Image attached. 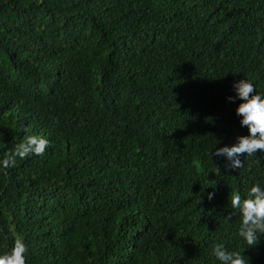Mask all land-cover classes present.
<instances>
[{
  "label": "trees",
  "instance_id": "obj_1",
  "mask_svg": "<svg viewBox=\"0 0 264 264\" xmlns=\"http://www.w3.org/2000/svg\"><path fill=\"white\" fill-rule=\"evenodd\" d=\"M244 77L264 92V0H0V158L50 141L0 171V253L221 264L223 243L264 264L230 201L264 186V153L209 155L248 132L227 99Z\"/></svg>",
  "mask_w": 264,
  "mask_h": 264
},
{
  "label": "clouds",
  "instance_id": "obj_2",
  "mask_svg": "<svg viewBox=\"0 0 264 264\" xmlns=\"http://www.w3.org/2000/svg\"><path fill=\"white\" fill-rule=\"evenodd\" d=\"M232 89L235 95L228 96L227 99L229 101L240 100L235 112L240 117L241 127L247 126L248 132L238 135L235 142L230 145L215 147L209 155L211 157L223 156L225 168L235 171L243 166L241 154L250 156L257 153V150L264 153V92L257 90L255 83L246 77L234 80ZM49 143L46 136L27 135L13 147L11 152H6L0 158V171L10 167L16 157L43 154ZM217 168L220 170L219 166ZM207 195L211 200L215 192H209ZM230 201L232 209L238 210L241 216L239 236L247 244L254 245L259 236L264 234V186L258 182L253 183L243 199L238 191H232ZM212 251L221 264H247L243 254L228 250L223 243L215 244ZM26 253L25 242L17 239L8 251L0 253V264H27Z\"/></svg>",
  "mask_w": 264,
  "mask_h": 264
}]
</instances>
